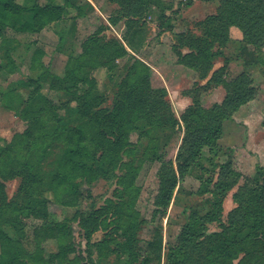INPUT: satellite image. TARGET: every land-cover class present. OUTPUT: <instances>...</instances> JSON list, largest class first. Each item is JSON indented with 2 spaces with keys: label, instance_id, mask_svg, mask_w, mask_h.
Returning <instances> with one entry per match:
<instances>
[{
  "label": "rangeland",
  "instance_id": "374dc122",
  "mask_svg": "<svg viewBox=\"0 0 264 264\" xmlns=\"http://www.w3.org/2000/svg\"><path fill=\"white\" fill-rule=\"evenodd\" d=\"M15 1L25 8L58 4L62 15L38 32L12 27L0 31V147L9 142L14 145L15 134L26 128L24 110L39 107V104L28 102L31 92L41 91L63 117L75 113L77 105L72 94L55 82V77H65L67 69L71 68H76L77 72L89 71L95 79L91 93L99 103L94 110H100L112 108L128 70L134 63H142L148 69L150 88L159 91L166 110L176 121L170 127L157 122L145 136L139 129L130 132L128 141L133 145V154L122 158L132 166V195L126 191L123 194L119 184L122 171L115 168L104 176L82 181L78 205L66 207L53 199L51 182L60 169L67 136L54 134L56 122L50 114H45L40 129L45 138L40 134L42 140L38 139L35 147L27 151L21 144L14 145L18 158L37 165L34 172L37 171L41 184L36 182L39 192L35 198L28 202L19 191L21 176H0L13 215L4 231L26 257L37 258L31 263L121 264L130 261V264H169L167 254L187 221L184 210L199 208L202 211V201L209 195L206 188L201 187L202 181L194 175L183 181L176 177L169 205L163 210L156 203L161 186L159 174L166 162H171L176 172V157L184 135L181 115L193 101H198L205 109L220 104L231 84L246 77L254 96L222 120L214 166L205 160L211 155L207 149L201 160L206 169L212 168L208 175L213 180L219 166L227 162L239 174L237 184L223 200L221 220L208 224L207 229L215 232L227 226L232 210L238 205L236 199L244 197L257 180L264 178V43L255 46L246 41L242 30L235 25L229 27L226 40L219 42L215 38L214 25L208 28V20L218 15L220 0H153L137 8L130 0L119 3L114 0ZM30 17L31 13L24 11L19 15L18 26ZM135 29L141 30L142 35L136 37L132 50L124 37L126 32ZM117 43L126 49L121 56L115 54ZM191 44H205L202 45L206 49L205 58L197 57ZM112 53L116 55L114 58L108 56ZM110 59H113L111 69L95 67ZM5 169L6 175H10L11 166ZM179 186L181 190L176 193ZM107 199L113 205L105 218V226H99L86 237L79 225L78 213L94 212L105 205ZM121 201H132V210L141 222L133 248L140 256L136 260L120 249L124 239L121 229L116 227L114 211ZM120 215L125 222L122 210ZM62 221H67L70 227L71 236L66 242H70L73 251L65 257L53 258L60 244L54 235V225ZM156 230L161 233L160 253L149 246ZM198 244L200 247L191 253L189 262L207 264L210 241L203 237ZM248 247L252 260L240 262L244 256L241 252L234 264H264V247L252 244Z\"/></svg>",
  "mask_w": 264,
  "mask_h": 264
},
{
  "label": "trees",
  "instance_id": "16d2710c",
  "mask_svg": "<svg viewBox=\"0 0 264 264\" xmlns=\"http://www.w3.org/2000/svg\"><path fill=\"white\" fill-rule=\"evenodd\" d=\"M114 1L120 2V0ZM130 1L135 8L153 2V0ZM220 1L222 4L218 15L210 16L208 20V28L214 25L215 38L219 42L223 43L226 40L229 27L235 25L242 30L246 41L255 46L264 43V0ZM24 11H29L31 17L18 26L19 15ZM61 15L62 9L58 4L32 5L25 8L15 0H0V31L12 27L20 31L38 32L59 20ZM160 17L163 18L164 15ZM140 35L142 31L138 29L126 32L124 41L130 49H135V39ZM118 45L115 54L121 56L126 49L123 45ZM202 45L205 44L190 45L196 50L199 58H205L204 54H206V49ZM115 54H108V56L113 55L114 58ZM112 60L98 63L95 67L104 66L111 69ZM55 80L59 88H65L72 94L77 105L75 113L63 117L58 113L57 106L41 91L31 92L28 102L39 104V107L32 111L29 108L24 110L23 116L27 126L22 133L15 134L14 145L21 144L26 151L33 149L38 139L42 140L40 134L45 138V134L40 130L41 122L45 114H50L56 122L53 133L60 135L65 133L67 136L60 169L51 182L52 197L58 204L66 207L77 206L81 194V182L104 176L107 171L115 168L122 171L119 184L123 194L126 191L132 195L134 191V177L130 176L132 166L128 161L124 162L122 158L123 155L131 157L133 154V145L128 141L130 132L133 129H139L142 136H145L156 127L157 122L166 127L176 123L172 114L166 110L162 95L159 91L150 88L147 67L140 62L130 67L116 92L111 109L94 110L99 103L91 93L95 79L89 71L77 72L76 68L67 69L65 77H55ZM252 96L254 91L248 86L246 77H243L231 84L220 104L205 109L198 101H193L181 115L184 135L176 157V172L171 162H166L163 172L159 174L161 186L156 203L161 205L163 210L169 205L176 187V177L178 181H183L187 176L194 175L202 181L201 187H205L209 195L202 201V211L199 208L184 210L187 221L175 245L167 254L169 264H190L191 253L198 250L199 239L203 237L210 241L207 264H234V260L241 252H244V256L240 262L245 259L246 262H250L252 257L249 256L248 245L264 247V178L257 180L249 190L247 189L244 197L236 199L238 205L232 210L227 226H224L221 231L209 232L207 225L221 220L223 200L228 191L237 184L239 174L227 162L219 166L216 179L213 180L208 175L212 168L206 169L201 161L202 153L207 149L211 155L205 160L212 167L214 166L213 158L217 155V141L221 135L222 120ZM14 145L9 142L6 146L0 147V176L3 178L21 176L22 183L19 191L26 196L28 202H31L39 192L36 182L41 184L37 171L34 172L37 165L18 158L15 155ZM8 166H11L10 175H6L5 168ZM180 190L179 186L176 193ZM112 205L113 202L107 199L106 204L94 212L78 213L79 225L86 237L89 238L91 232L99 226H105V218ZM119 205L114 214L116 227L121 229L124 239L120 249L130 254L134 260L139 259L138 252L133 248L141 222L138 214L132 210V201H121ZM10 208L11 205L7 202L4 192V183L0 180V264H32V260L37 258L32 255L26 257L15 240L13 241L4 231V226L12 220ZM121 210L126 217L125 222L121 219ZM102 217L104 218L100 221ZM54 235L57 240H60V244L59 251L53 255V258L65 257L67 253L73 251L70 242H66L71 236L67 221L54 225ZM161 244L160 230H156L149 246L160 253ZM74 264L85 263L77 261ZM121 264H130V261Z\"/></svg>",
  "mask_w": 264,
  "mask_h": 264
}]
</instances>
